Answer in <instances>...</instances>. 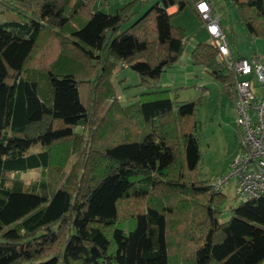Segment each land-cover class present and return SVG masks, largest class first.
I'll use <instances>...</instances> for the list:
<instances>
[{"label": "trees", "instance_id": "trees-1", "mask_svg": "<svg viewBox=\"0 0 264 264\" xmlns=\"http://www.w3.org/2000/svg\"><path fill=\"white\" fill-rule=\"evenodd\" d=\"M96 1L108 5L0 0L14 16L0 22V264H264V198L220 221L225 195L199 177L202 98L153 90L183 52L170 18L188 0L132 22L137 0L113 13ZM229 1L264 39V0ZM218 54L199 42L190 57L230 93ZM122 67L145 88L126 104L112 83ZM31 169L41 178L25 183Z\"/></svg>", "mask_w": 264, "mask_h": 264}, {"label": "rangeland", "instance_id": "rangeland-1", "mask_svg": "<svg viewBox=\"0 0 264 264\" xmlns=\"http://www.w3.org/2000/svg\"><path fill=\"white\" fill-rule=\"evenodd\" d=\"M132 0H108V5L101 6L96 1L93 8L105 13H113L115 9ZM158 0H137L134 6L136 14L130 22L139 17ZM211 3L217 18L220 19L224 34L229 39L231 53L234 57H256L264 65V39L252 37L241 22L235 7L229 0H206ZM213 13V12H212ZM14 19L12 15L0 16V22ZM174 26L182 27L188 37L179 59L161 74L156 80L153 90L164 91L161 95L177 104H182L201 97L197 107L196 120L200 126L198 134L201 152L199 177L209 182H217L230 172V163L234 158L237 144V128L234 119L231 93L222 90L219 81L210 76L203 67L193 63L190 54L199 42H210L202 21L197 17L194 3L188 0L186 7L170 18ZM124 25L122 27L125 28ZM139 76L130 68L122 67L112 76L116 97L122 104L134 101L145 88L139 86ZM40 169H31L21 174L25 183L36 182L41 178ZM225 195L223 215L220 221L230 217V208L235 207L239 199L235 195V179H229L222 186ZM125 229H127L125 227Z\"/></svg>", "mask_w": 264, "mask_h": 264}, {"label": "built area", "instance_id": "built-area-1", "mask_svg": "<svg viewBox=\"0 0 264 264\" xmlns=\"http://www.w3.org/2000/svg\"><path fill=\"white\" fill-rule=\"evenodd\" d=\"M210 43L219 52L218 60L232 77V95L237 144L229 174L210 182L221 190L229 179H235V195L239 200L264 198V65L256 57H234L219 19L206 0L194 3Z\"/></svg>", "mask_w": 264, "mask_h": 264}, {"label": "crops", "instance_id": "crops-1", "mask_svg": "<svg viewBox=\"0 0 264 264\" xmlns=\"http://www.w3.org/2000/svg\"><path fill=\"white\" fill-rule=\"evenodd\" d=\"M109 1H110V0H109ZM207 2H208V4L210 5L213 14H214L215 16L218 17V15L216 14V12H215L213 6L211 5V3H210L209 1H207ZM175 11H176V7H175V6H171V7H169V8L166 9V12L169 13V14L174 13ZM218 19H219V18H218ZM219 22H220V19H219ZM220 26H221V28H222L221 22H220ZM222 30H223V28H222ZM223 32H224V30H223ZM228 41H229V39H228Z\"/></svg>", "mask_w": 264, "mask_h": 264}, {"label": "water", "instance_id": "water-1", "mask_svg": "<svg viewBox=\"0 0 264 264\" xmlns=\"http://www.w3.org/2000/svg\"><path fill=\"white\" fill-rule=\"evenodd\" d=\"M110 37V34L108 35V38Z\"/></svg>", "mask_w": 264, "mask_h": 264}]
</instances>
